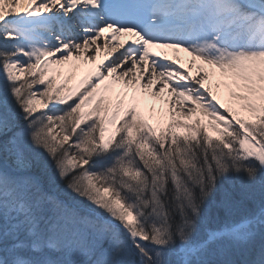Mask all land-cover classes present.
<instances>
[{
    "label": "snow or ice",
    "instance_id": "snow-or-ice-1",
    "mask_svg": "<svg viewBox=\"0 0 264 264\" xmlns=\"http://www.w3.org/2000/svg\"><path fill=\"white\" fill-rule=\"evenodd\" d=\"M0 264H264V0H0Z\"/></svg>",
    "mask_w": 264,
    "mask_h": 264
},
{
    "label": "bare ground",
    "instance_id": "bare-ground-1",
    "mask_svg": "<svg viewBox=\"0 0 264 264\" xmlns=\"http://www.w3.org/2000/svg\"><path fill=\"white\" fill-rule=\"evenodd\" d=\"M169 55H172V53L169 52ZM180 55H181L182 57H186V54H185V53H181Z\"/></svg>",
    "mask_w": 264,
    "mask_h": 264
},
{
    "label": "rangeland",
    "instance_id": "rangeland-1",
    "mask_svg": "<svg viewBox=\"0 0 264 264\" xmlns=\"http://www.w3.org/2000/svg\"><path fill=\"white\" fill-rule=\"evenodd\" d=\"M212 226H214V225L210 223V224H209V227H212Z\"/></svg>",
    "mask_w": 264,
    "mask_h": 264
}]
</instances>
